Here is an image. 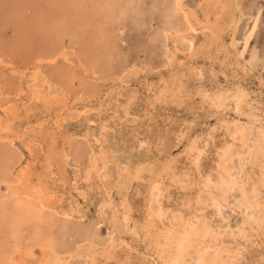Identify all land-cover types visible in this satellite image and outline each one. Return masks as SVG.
Instances as JSON below:
<instances>
[{
	"label": "rangeland",
	"instance_id": "obj_1",
	"mask_svg": "<svg viewBox=\"0 0 264 264\" xmlns=\"http://www.w3.org/2000/svg\"><path fill=\"white\" fill-rule=\"evenodd\" d=\"M36 70L56 92L33 97ZM0 118V264H163L179 215L210 225L208 256L264 264V0H0ZM232 143L234 185L207 207Z\"/></svg>",
	"mask_w": 264,
	"mask_h": 264
},
{
	"label": "bare ground",
	"instance_id": "obj_2",
	"mask_svg": "<svg viewBox=\"0 0 264 264\" xmlns=\"http://www.w3.org/2000/svg\"><path fill=\"white\" fill-rule=\"evenodd\" d=\"M188 15V14H187ZM189 16V15H188ZM207 16V15H206ZM190 17V16H189ZM188 17V18H189ZM187 18V16H186ZM190 19V18H189ZM208 19H206L203 23L206 24V26H204L201 30H208L211 31L213 33V30L211 27L212 25H210V23H207ZM190 22V21H189ZM202 23V22H201ZM196 24V23H195ZM212 24V23H211ZM214 25V24H213ZM198 26V25H196ZM195 26V27H196ZM195 27L191 25V28L195 30ZM199 27V26H198ZM65 54V53H64ZM62 55V54H61ZM64 56V55H63ZM47 61L49 62H53L54 59L53 58H49ZM48 85V88L50 90H52V93L56 92L57 89H55L56 87L54 85H52L51 83H49V81L43 76L42 73H40L39 70L35 71V74L32 76V83L31 85H28V89L31 91V93L33 94L34 98H39L42 95H39V89L41 85ZM41 93V92H40ZM241 93V92H240ZM47 94V93H46ZM243 94V93H242ZM237 95L235 98L237 100V108L240 109V106L242 105L243 102H245V96L244 95ZM44 95V94H43ZM223 96V95H221ZM46 97V96H45ZM224 97V96H223ZM46 99V98H45ZM234 99V98H233ZM165 100V99H164ZM223 101L222 100L220 102V105L218 108L223 107ZM217 108V109H218ZM4 113L6 115H4V117L8 118L7 115H9V111L5 110ZM11 114L13 112H10ZM247 115V114H246ZM245 115V116H246ZM12 116V115H11ZM10 116V117H11ZM248 117V116H247ZM0 120L2 121L0 123V129L3 131L2 133L5 134H9V130H10V121L8 119H4L2 120V118H0ZM233 125V124H232ZM231 125V126H232ZM246 128H236L233 127L232 129H228V133L230 135V137H232L233 142H235V140L239 141L241 144V148L242 147H246ZM249 133V132H248ZM8 136V135H7ZM6 138V137H5ZM252 143L254 145L253 150L250 152V157H251V161L257 164V162H259L262 166V169H264L263 165H264V135L262 134L261 136H256L252 138ZM239 144V145H240ZM238 145V146H239ZM249 146V145H248ZM195 148V147H193ZM240 148V147H239ZM239 148H235L232 145H228L223 147L222 149V155H219V161H218V172H220V178H219V183H215L213 184L212 182H210L209 179L207 180H203L204 182V186L203 184L201 186H203V188H206L205 190H208L207 193H209V189L214 188L215 191H218L217 195H213L210 194L212 192L209 193V197H210V201L208 206H213L215 207L217 210L219 209L220 206H223L224 203L226 204V194L227 191H229L228 189H230L234 184V180L230 179V171L231 168L229 167V163L232 160V158L237 154V150ZM240 148V150L242 151V149ZM196 150V149H195ZM239 150V151H240ZM249 150V149H248ZM194 151V150H193ZM198 152V151H196ZM241 153V152H240ZM249 153V152H248ZM200 154V153H199ZM100 157V156H99ZM239 157V156H238ZM199 155L196 156L195 158L196 161H198ZM241 160V159H240ZM104 162H106V160H104ZM229 162V163H228ZM251 162V163H252ZM108 162H106L104 164V166H106ZM102 165V164H101ZM103 166V167H104ZM146 166V165H145ZM231 166V165H230ZM165 167V166H164ZM243 167V166H242ZM167 168V167H165ZM150 169V168H149ZM164 169V168H163ZM156 170V169H155ZM96 171V170H95ZM128 171V170H127ZM145 171V170H144ZM148 171V170H147ZM166 171V170H165ZM142 172V171H141ZM139 172V174L141 173ZM167 172V171H166ZM169 172V171H168ZM130 174V173H129ZM171 175V174H170ZM176 175V174H175ZM178 176V175H177ZM156 177V176H155ZM174 177V175H173ZM182 177V176H181ZM19 179H17V182L23 183V184H19V186H17L16 188L13 189L14 192V196L20 195V192L18 191H22L23 187L25 185L24 182L21 181V178L18 176ZM171 178V177H170ZM175 178V177H174ZM174 178L172 180H174ZM179 178V177H178ZM178 178H176L175 180H177ZM210 178V177H209ZM261 179V183H259V186L264 185V175ZM20 180V181H19ZM167 180H170L167 178ZM209 180V181H208ZM236 180V179H235ZM183 182V181H182ZM218 182V181H217ZM158 183V184H157ZM156 184L159 185V182H157ZM170 183V182H169ZM201 183V182H200ZM239 183V182H237ZM256 184V182H255ZM164 185V184H163ZM242 185V184H241ZM26 186V185H25ZM250 186V185H249ZM255 187V185H253ZM28 187V186H27ZM154 189H158V187L156 186H152ZM169 187V186H168ZM168 189V188H167ZM199 189V188H198ZM160 190V189H159ZM227 190V191H226ZM241 190V189H240ZM260 191V190H259ZM202 192V190H201ZM240 192V191H239ZM243 193V200L245 202H242L245 204H248L249 209H251L252 214L253 215H260L259 214V208H261L262 203L260 201L259 195L257 193V190L254 195H247L244 191H241ZM254 193V191H253ZM150 195V194H149ZM161 195V192H160ZM206 196V195H205ZM213 196V197H212ZM215 196V197H214ZM105 197V196H104ZM227 197V196H226ZM107 198V197H106ZM161 198V197H160ZM165 198V197H164ZM186 198V197H185ZM208 201V200H207ZM108 202V201H107ZM46 203V202H45ZM101 203V202H100ZM198 203V202H197ZM103 204V203H102ZM243 205V204H242ZM162 207V206H161ZM206 207V206H205ZM71 208V207H70ZM248 209V210H249ZM162 210V209H161ZM246 210V209H245ZM249 212V211H248ZM130 213V212H129ZM251 213V212H250ZM126 214V213H125ZM252 215V216H253ZM127 217V215H126ZM183 217V216H182ZM181 215H179L178 220L174 219V222L172 224V226L170 227V229L167 231H163V232H159L161 233L159 236L160 238L164 239V243L162 244V246H159V249H157V253H158V257L159 260L162 261L163 264H189V262L192 260L191 258L194 259L195 264H223V262L225 263L227 259H225L223 261V258L221 257V254L219 252V250H217L218 252L215 254H213L212 256H208L209 254H207L208 250L210 249V244H208V239L209 238H213L215 236V233H213L209 226L205 221H203V219H195V223L191 222L190 219H188L190 222H188V220H184V218H182ZM156 218V217H155ZM191 219L193 217H190ZM173 219V218H172ZM147 221V220H146ZM249 221V220H248ZM150 222V221H149ZM246 222V221H245ZM262 222V221H261ZM145 223V222H144ZM148 223V222H147ZM146 223V225H147ZM128 224V223H127ZM143 224V223H142ZM152 224V221H151ZM154 225V224H152ZM260 225V224H259ZM147 227V226H146ZM240 227V226H239ZM144 228V227H143ZM154 228V227H153ZM252 228V227H251ZM246 229V228H245ZM253 229V228H252ZM148 230V229H147ZM160 231V230H159ZM258 231V230H257ZM152 233V232H151ZM154 233V232H153ZM158 233V234H159ZM239 233V231L237 232V234ZM241 233H245L244 230H242ZM240 233V234H241ZM247 235V234H246ZM146 236V235H145ZM156 234H154L153 237H155ZM233 236V235H232ZM217 237V236H216ZM239 237V236H238ZM248 237V236H247ZM158 238L155 239V244H158ZM145 240V239H144ZM157 240V241H156ZM215 241V240H214ZM217 241V240H216ZM247 241V240H246ZM211 242V241H210ZM212 243V242H211ZM220 243V242H219ZM154 246L157 248V244ZM225 247V245H222V247ZM229 247V246H228ZM232 247V246H231ZM154 248V247H153ZM214 248V247H213ZM216 248V247H215ZM226 248V247H225ZM217 249V248H216ZM220 249V248H219ZM159 251V252H158ZM213 251V250H212ZM223 251V250H221ZM226 251V250H225ZM88 252V251H87ZM214 252V251H213ZM228 252V251H227ZM76 253V252H75ZM78 253L80 254L81 251H78ZM89 253V252H88ZM224 253V251H223ZM91 254V253H90ZM212 254V253H211ZM226 254V252H225ZM224 254V255H225ZM194 255V256H193ZM227 255V254H226ZM225 255V256H226ZM91 256V255H90ZM224 256V257H225ZM228 256V255H227ZM238 256V255H237ZM18 258H22V256L18 257ZM109 259V258H108ZM24 260V259H22ZM32 264V263H31ZM39 264H66L62 258H59L57 255H55L54 253H49L46 255V257L42 258V260L39 262Z\"/></svg>",
	"mask_w": 264,
	"mask_h": 264
}]
</instances>
